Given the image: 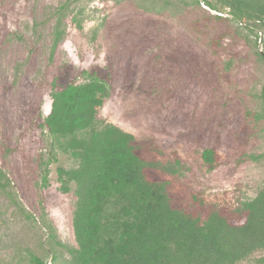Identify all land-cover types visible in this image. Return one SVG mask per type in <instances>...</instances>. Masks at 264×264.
<instances>
[{
    "label": "rangeland",
    "instance_id": "1",
    "mask_svg": "<svg viewBox=\"0 0 264 264\" xmlns=\"http://www.w3.org/2000/svg\"><path fill=\"white\" fill-rule=\"evenodd\" d=\"M208 1L217 6L0 0V169L8 182L0 188V264H34L32 255L60 264L64 245L76 244L75 186L63 191L57 170L77 161L42 127L53 80L105 81L99 118L151 139L161 160L175 153L182 194L243 221L239 203L264 185V26ZM206 147L217 153L212 169L200 157ZM263 256L256 250L237 264H262Z\"/></svg>",
    "mask_w": 264,
    "mask_h": 264
},
{
    "label": "trees",
    "instance_id": "2",
    "mask_svg": "<svg viewBox=\"0 0 264 264\" xmlns=\"http://www.w3.org/2000/svg\"><path fill=\"white\" fill-rule=\"evenodd\" d=\"M214 2L234 19L264 26V0ZM108 88L98 78L51 82L50 110L42 127L77 161L76 167L57 170L63 191L74 183L76 199V244L64 245L68 256L60 264H237L264 250V185L253 198L239 203L242 222L231 219L234 211L193 192L183 195L174 183L184 168L175 153L161 160L151 139H137L99 118ZM200 157L209 169L215 167L214 148H204ZM7 185L0 169V188ZM30 260L47 264L36 255ZM57 261L52 256L51 264ZM258 262L264 264V256Z\"/></svg>",
    "mask_w": 264,
    "mask_h": 264
},
{
    "label": "clouds",
    "instance_id": "3",
    "mask_svg": "<svg viewBox=\"0 0 264 264\" xmlns=\"http://www.w3.org/2000/svg\"><path fill=\"white\" fill-rule=\"evenodd\" d=\"M240 22H241V21H240ZM240 22H239V23H240ZM241 25H242V24H241Z\"/></svg>",
    "mask_w": 264,
    "mask_h": 264
}]
</instances>
